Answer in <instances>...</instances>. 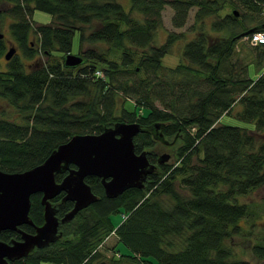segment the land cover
<instances>
[{
  "label": "trees",
  "instance_id": "16d2710c",
  "mask_svg": "<svg viewBox=\"0 0 264 264\" xmlns=\"http://www.w3.org/2000/svg\"><path fill=\"white\" fill-rule=\"evenodd\" d=\"M3 1L0 20L11 18V34L33 62L26 68L16 54L0 70V98L8 104L0 109L1 170L30 169L73 135L99 134L116 122L164 123V138L173 142L165 148L175 154L174 163L158 164L143 188L116 198L106 196L99 177L87 176L97 201L60 224L59 240L8 264H252L243 247L241 257L236 252L240 238L264 264V213L250 201L264 188V72L252 79L248 63L232 61L240 40L264 30V0H129V10L119 0ZM167 5L177 28L196 8L188 31L194 36L174 68L162 59L185 33L169 32L155 44ZM227 7L231 11L222 15ZM35 9L57 22L34 26ZM77 32L78 48H91L81 54L82 63L66 66ZM6 47L0 39V56ZM253 48L255 62L264 63V44ZM56 53L63 62L53 59ZM162 84L158 96L167 89L171 97L157 106L150 94ZM227 115L245 125L223 123ZM134 143L136 152L146 150L157 163L156 146L164 144L150 131ZM66 173H56V181ZM63 195L51 199L59 218L74 205ZM41 196L31 195L34 226L44 223ZM118 214L122 221L115 225ZM34 226L20 228L32 233ZM111 235L127 252L114 246L110 256L104 253ZM20 236L9 229L0 233L7 242Z\"/></svg>",
  "mask_w": 264,
  "mask_h": 264
},
{
  "label": "water",
  "instance_id": "95a60500",
  "mask_svg": "<svg viewBox=\"0 0 264 264\" xmlns=\"http://www.w3.org/2000/svg\"><path fill=\"white\" fill-rule=\"evenodd\" d=\"M251 28L239 35L247 36L256 30ZM0 32V39H4ZM16 54V47H10L5 59L10 60ZM83 58L68 53L66 66H77ZM164 123L155 122L143 125L138 122H116L103 132L77 133L67 142L60 144L40 164L21 172H6L0 169V233L14 230L21 239L10 242L0 239V264L24 258L37 248L56 242L62 237L61 223L72 220L76 214L97 201L98 196L85 181L87 176L101 179L108 198H116L130 188H143L149 175L157 170L158 164L168 162L171 154L164 152L157 157V163L148 158V152L135 151L134 137L140 132L150 131L156 141L171 145L164 138ZM73 167H72V166ZM67 171L60 182L56 181L58 172ZM42 193L44 205V223L34 226L29 212L31 195ZM64 193L62 201H72L74 205L61 218L51 199ZM23 224L33 225L35 232L20 228Z\"/></svg>",
  "mask_w": 264,
  "mask_h": 264
},
{
  "label": "rangeland",
  "instance_id": "374dc122",
  "mask_svg": "<svg viewBox=\"0 0 264 264\" xmlns=\"http://www.w3.org/2000/svg\"><path fill=\"white\" fill-rule=\"evenodd\" d=\"M122 3H124V7L126 8V10H129V4L130 1L129 0H119ZM7 5V3H5L3 0H0V7H5ZM231 11V8H225V10L221 13L222 15H224L225 13ZM196 12V8H192L189 12V16L187 19L186 24L183 27L177 28L173 25L172 23V18L174 15V11L172 9V7L170 5H167L166 8L163 11V27L161 28V30L158 32L155 44H160L163 43L166 40L167 34L169 32H176V33H185V37H181V39L177 42V44L174 46L173 48V52L171 54L166 55L163 59L162 62L164 64L165 67H171L174 68L180 61V55L182 52V48L185 44V42L189 39H191L194 36V33H190L189 28L190 26L193 24L194 22V14ZM33 20L35 22L34 26H37L36 24H52L54 25L57 22V19L55 16H53L50 13L35 9L34 13H33ZM11 23V18L7 15H4L1 20H0V32L4 33L5 35V43L7 45L6 50L4 52L3 55L0 56V70H7V68L9 67V60L5 59V54L7 53V51L9 50L10 47H16L17 52L16 54L19 55V57L21 58V61L24 62V66L26 68H29L32 64L33 61L31 60H27L23 57V53L22 50L20 49V47L18 46V44L16 43L14 37L12 36L10 29H9V25ZM78 39H79V33L77 32L75 38H74V45H73V51L72 54H76L81 56V54H83V51H85L88 48H91V45L89 44H84L81 48H78ZM254 46H252L248 40V38H243L242 40H240L237 45H236V52L235 55L233 56V62L236 61H241L242 64H249L248 67V72H249V77L252 79H256L258 76H260L263 72H264V63H257L254 60V55L255 54V49L253 48ZM15 54V55H16ZM13 55V56H15ZM37 57H41V60L43 62L46 61L45 57L42 55H38ZM13 58V57H12ZM11 58V59H12ZM56 61H64V58L61 57V54L56 53V55L54 56V58ZM237 68V67H236ZM164 86L162 85H156L152 88L151 90V96L155 101V104L157 106H160L161 104L168 102L171 94L169 92V90L167 91L164 90L163 92V96H158V93L160 91V89H162L161 87ZM132 96V95H129ZM158 96V98H157ZM130 99V98H129ZM7 101L4 98H0V109H2L3 107L7 106ZM12 110V108H10ZM136 110V109H135ZM147 111V109H145ZM237 110V109H236ZM141 112V110H140ZM0 116H2V113L0 112ZM223 123L225 124H230V125H245L243 122L239 121L238 119L234 118L231 115H227L223 117L222 120ZM251 126V125H248ZM253 126V125H252ZM179 144H177L175 147H177ZM156 153L157 154H162L164 152H168L171 154V158L169 160V162H175V154H174V150L172 148H165V145H157L156 146ZM250 201L251 202H255V203H259L262 205V210L261 212L264 213V188L259 189L258 191H256L253 195H251L250 197ZM126 214H123V216ZM114 221H119L120 219H122V214H118L114 216ZM259 220H264V217H262ZM259 230L257 229V232ZM249 241L246 238H240L234 241V246L236 248V252L238 253V255L241 257L243 255L244 258H247L250 260V262L252 264H262L263 261H259L257 258H255L250 249L247 248ZM121 244L120 242H118L117 238L114 235H111L110 237H108V239L105 240L104 244L102 245V249L104 250V253L108 256H110L113 253V247L116 246V250L119 251V253H122L121 250ZM244 248V251L242 253V248ZM43 264H63V263H53V262H43Z\"/></svg>",
  "mask_w": 264,
  "mask_h": 264
},
{
  "label": "built area",
  "instance_id": "2783aa9c",
  "mask_svg": "<svg viewBox=\"0 0 264 264\" xmlns=\"http://www.w3.org/2000/svg\"><path fill=\"white\" fill-rule=\"evenodd\" d=\"M246 38H248V40H249V42H250V44L252 46H257L259 44H264V30L256 31L251 36H247ZM96 74L98 76H101L102 75L101 70H98L96 72Z\"/></svg>",
  "mask_w": 264,
  "mask_h": 264
},
{
  "label": "crops",
  "instance_id": "0c3cea01",
  "mask_svg": "<svg viewBox=\"0 0 264 264\" xmlns=\"http://www.w3.org/2000/svg\"><path fill=\"white\" fill-rule=\"evenodd\" d=\"M114 216L112 217V221L115 223V225H118L121 221H122V219H120L119 221H114ZM121 250H122V252H127V249L121 244Z\"/></svg>",
  "mask_w": 264,
  "mask_h": 264
},
{
  "label": "flooded vegetation",
  "instance_id": "af4514ba",
  "mask_svg": "<svg viewBox=\"0 0 264 264\" xmlns=\"http://www.w3.org/2000/svg\"><path fill=\"white\" fill-rule=\"evenodd\" d=\"M4 39H5V37H4ZM16 52H17V49H16ZM72 166V165H71ZM73 167V166H72ZM64 172H67V171H64ZM67 174V173H66ZM42 194V193H41ZM60 195V194H59ZM42 197V196H41ZM62 200V199H61ZM29 225V224H28ZM33 226V225H32ZM34 232H35V228H34ZM34 232H32V233H34ZM20 239H21V236H20Z\"/></svg>",
  "mask_w": 264,
  "mask_h": 264
}]
</instances>
